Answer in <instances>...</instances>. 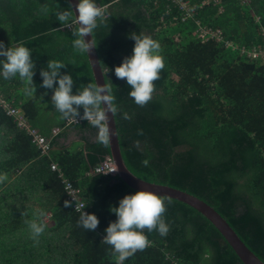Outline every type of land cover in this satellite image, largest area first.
<instances>
[{"label": "trees", "instance_id": "1", "mask_svg": "<svg viewBox=\"0 0 264 264\" xmlns=\"http://www.w3.org/2000/svg\"><path fill=\"white\" fill-rule=\"evenodd\" d=\"M173 1L96 0L105 16L92 36L120 110L115 120L123 158L137 177L212 206L264 262V62L242 54L243 49L264 50V0H221L218 5L184 0L196 6L187 21ZM204 2L210 3L201 7ZM68 7L69 0H0V41L5 47L23 43L31 50L36 89L29 97L18 77L0 78V93L43 136L51 138L55 128L61 129L52 151L43 155L0 106V174L6 176L0 181V264H115L111 246L102 242L104 229L116 219L109 208L137 192L119 176L90 174L111 156L110 144L92 141L88 134L97 135V129L86 120L68 125L51 102V90L40 87V70L49 60L66 65L61 73L72 76L74 93L95 84L88 55L72 48L75 26L63 28L57 21L55 13ZM198 22L221 31L222 42H203ZM133 32L157 40L164 61L143 106L128 95L126 79L114 74L132 54ZM75 132L82 148L61 143ZM53 163L60 172L51 169ZM69 184L84 210L97 216L95 230L80 225L81 212L66 190ZM160 198L167 234L144 229L151 245L123 264H243L204 215L180 201ZM32 221L45 225L35 239Z\"/></svg>", "mask_w": 264, "mask_h": 264}, {"label": "clouds", "instance_id": "2", "mask_svg": "<svg viewBox=\"0 0 264 264\" xmlns=\"http://www.w3.org/2000/svg\"><path fill=\"white\" fill-rule=\"evenodd\" d=\"M48 14V8L41 9ZM74 15L72 5L67 9L58 10L57 21L61 27L75 26L72 48L77 54H86L96 46L93 39L86 41L85 37L92 34L105 16V12L96 3V0H78L75 4ZM134 41L132 54L123 58L121 64L114 68L117 78L126 79L131 90L128 95L139 106L145 105L154 90V81L158 80L160 71L164 68L163 57L160 55V44L151 36L129 34ZM65 64L58 60H49L46 68L40 70L42 82L40 87L51 90V102L64 120H86L97 129V143L107 147L111 137L116 132L109 127V115L115 116L120 110L116 105L111 88L107 85L87 84L75 93L73 92V78L68 72L61 73ZM35 64L31 58V50L23 43L5 47L0 41V78L8 80L18 77L25 82L24 94L32 96L36 91L33 85ZM83 109L82 115L79 109ZM124 119H129L127 113H122ZM142 163L147 166L148 161ZM6 176L0 174V181ZM65 207L69 201L64 202ZM83 209V208H82ZM164 200L152 192L140 190L127 194L118 201V206L110 207L109 211L115 214V221L110 222L104 229L102 242L111 246L115 264H123L125 260L134 256L138 251L145 249L149 243L144 233L157 231L165 236L169 230L163 218L165 212ZM40 215H44L43 212ZM80 225L89 231L97 228L99 220L95 214L81 210ZM31 236L37 238L45 228L43 223L32 221L29 224Z\"/></svg>", "mask_w": 264, "mask_h": 264}, {"label": "water", "instance_id": "3", "mask_svg": "<svg viewBox=\"0 0 264 264\" xmlns=\"http://www.w3.org/2000/svg\"><path fill=\"white\" fill-rule=\"evenodd\" d=\"M69 3H71L72 10L75 15V4L78 3V0H69ZM91 39H93L92 34L86 35V41ZM88 59L92 68L95 83L98 85H106L105 72L101 66L96 47H93L90 50L88 53ZM108 115L109 127L116 132V135L111 137L109 143L111 148V157L117 167L118 176L123 182L135 191H149L156 194L158 197L174 199L191 206L204 215L216 227L243 264H264V262L246 246L228 222L212 206L200 198L182 190L167 185L148 182L134 175L127 167L122 155L115 116H112L111 114Z\"/></svg>", "mask_w": 264, "mask_h": 264}, {"label": "built area", "instance_id": "4", "mask_svg": "<svg viewBox=\"0 0 264 264\" xmlns=\"http://www.w3.org/2000/svg\"><path fill=\"white\" fill-rule=\"evenodd\" d=\"M244 1V0H240ZM173 2L176 3V6L179 8L181 12L184 13L183 21H187L189 18H193L195 12H196V6L191 5L188 1L184 0H174ZM215 5H218L221 3V0H213ZM246 2L250 3L251 0H246ZM210 2H204L202 6H205L206 4H209ZM104 11V8L101 7ZM199 28L197 30L198 37L202 39L203 42L208 41L209 39H215L218 42H222V34L221 31H214L213 29H208L206 27H203L198 22ZM242 54H247V57L249 59H257L260 58L264 62V50L257 51H247L245 49L242 50ZM0 106L4 109L6 114L14 119V121L17 124V127L21 131H26L27 134L31 137L32 143L34 146H36L43 155H48L52 149V140L57 137L61 133V129L55 128L53 130L51 138L43 136L37 129L33 128L30 123L27 121L24 113L19 109L16 108L12 103L5 100L4 96L0 93ZM84 120L77 117L76 120L69 121L68 125L71 124H79L82 123ZM51 169L53 171H59L60 168L56 163H53L51 166ZM91 175H109L112 177L118 176V170L114 163V160L111 156H107L104 161H102L99 165H97L92 172ZM66 190L68 191L70 195V202L74 203V209L78 212L84 211L87 213V211L84 210L85 204L82 201H79L77 195L78 191L73 188L72 185H67ZM83 208V209H82ZM149 242V241H148ZM147 245H151L149 242Z\"/></svg>", "mask_w": 264, "mask_h": 264}, {"label": "rangeland", "instance_id": "5", "mask_svg": "<svg viewBox=\"0 0 264 264\" xmlns=\"http://www.w3.org/2000/svg\"><path fill=\"white\" fill-rule=\"evenodd\" d=\"M243 3H246V4H249L248 2H246V0H244L243 1ZM88 137L92 140V141H94L95 139H96V135H90V134H88ZM81 142V136L77 133V132H75V133H71L70 135H69V137H68V139L67 140H65V142H64V140H62L61 141V143L62 144H66V145H68V144H70L71 142ZM44 223L47 225V226H51L52 225V222L48 219V217H45L44 218Z\"/></svg>", "mask_w": 264, "mask_h": 264}, {"label": "crops", "instance_id": "6", "mask_svg": "<svg viewBox=\"0 0 264 264\" xmlns=\"http://www.w3.org/2000/svg\"><path fill=\"white\" fill-rule=\"evenodd\" d=\"M13 104H14V103H13ZM19 109H20V108H19ZM20 110H21V109H20ZM21 111H22V110H21ZM22 112H23V111H22ZM75 144H76V148H78V149L83 147V145H82L83 143L80 142V144H78V142H74V141L71 142L70 144H68L67 146L71 147V146H73V145H75Z\"/></svg>", "mask_w": 264, "mask_h": 264}]
</instances>
